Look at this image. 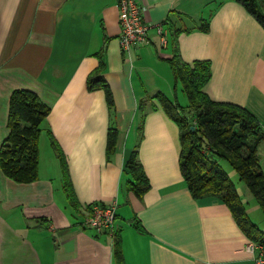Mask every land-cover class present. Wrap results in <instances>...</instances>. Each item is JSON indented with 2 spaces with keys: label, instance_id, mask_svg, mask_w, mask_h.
Instances as JSON below:
<instances>
[{
  "label": "crops",
  "instance_id": "crops-1",
  "mask_svg": "<svg viewBox=\"0 0 264 264\" xmlns=\"http://www.w3.org/2000/svg\"><path fill=\"white\" fill-rule=\"evenodd\" d=\"M117 1L0 0V145L14 89L32 90L50 107L41 122L38 177L19 183L0 169V264H115L113 239L83 223L88 204L114 199L116 218L124 220L116 226L124 264H255L245 248L248 237L226 204L214 195L195 198L186 187L180 130L155 98L140 138L136 126L140 99L162 92L179 101L167 61L175 51L187 62L208 59L205 92L245 107L260 124L264 173V28L237 0H139L150 42L134 43L127 58L119 44ZM203 19L207 31L199 28ZM157 23L167 31L165 45ZM178 26L188 30L174 34ZM100 59L113 114L104 91L86 87ZM110 123L118 134L108 159ZM50 136L66 158L78 209L64 193ZM127 138L129 147L138 143L150 183L141 197L126 188ZM236 187L259 225L252 217L261 221L257 201L242 181Z\"/></svg>",
  "mask_w": 264,
  "mask_h": 264
},
{
  "label": "trees",
  "instance_id": "trees-1",
  "mask_svg": "<svg viewBox=\"0 0 264 264\" xmlns=\"http://www.w3.org/2000/svg\"><path fill=\"white\" fill-rule=\"evenodd\" d=\"M237 1L264 28V0ZM169 26L171 27L170 24ZM208 27L209 21L203 19L199 28L207 31ZM172 30L174 34H178L188 28L178 26ZM167 61L174 82L180 86L188 101L186 104H181L162 92L140 99L137 103L138 137L142 135L146 114L157 108V104L152 102L155 98L180 130L179 165L191 195L195 198L207 195L219 197L230 209L248 239L264 243V231L249 217L235 183L220 164L221 159L226 160L237 172L239 180L247 186L264 214V173L260 168L257 153V144L263 133L258 120L245 107L216 101L205 92L204 86L211 77L210 60L195 59L187 62L175 51ZM104 68L105 63L100 59L94 72L87 76L86 87L89 90L102 89L108 110L113 114L114 97L102 73ZM49 111L50 107L42 102L34 91L17 88L11 92L6 121L7 134L0 145V169L6 177L19 183L31 182L38 177L41 122ZM191 125L194 126L193 129H190ZM117 134V128L110 123L106 134L108 159L116 149ZM50 142L60 161L66 198L74 209H78L79 204L70 181L66 158L52 136ZM123 171L127 176L126 188L137 197H141L150 183L138 158V143L133 146L125 159ZM100 202L104 203V201ZM133 225L143 230L135 217ZM112 243L115 264H124L121 238L117 230Z\"/></svg>",
  "mask_w": 264,
  "mask_h": 264
},
{
  "label": "built area",
  "instance_id": "built-area-1",
  "mask_svg": "<svg viewBox=\"0 0 264 264\" xmlns=\"http://www.w3.org/2000/svg\"><path fill=\"white\" fill-rule=\"evenodd\" d=\"M118 21L120 26L119 44L124 54L129 58L134 43L148 44L149 24L144 21L139 0H118ZM160 43H167L166 30L161 23L155 25ZM117 200L110 202L94 201L87 208L83 223L104 233L113 239L117 230L115 225ZM247 251L254 255L255 264H264V243L248 239L245 244Z\"/></svg>",
  "mask_w": 264,
  "mask_h": 264
},
{
  "label": "rangeland",
  "instance_id": "rangeland-1",
  "mask_svg": "<svg viewBox=\"0 0 264 264\" xmlns=\"http://www.w3.org/2000/svg\"><path fill=\"white\" fill-rule=\"evenodd\" d=\"M178 98H179V101H180L181 104H186L187 101H188L185 93L181 90L180 87L178 88ZM43 135H44L43 137H45V139H46L45 134H43ZM127 141H128L127 147H129V140H128V138L126 140V143H127ZM131 149H132V147L130 146L129 149H128V152L126 153V156L127 157L129 155ZM220 164H221L222 168L224 170H226V172L228 173V175L231 178V180L237 185L239 183L237 172L229 165V163L226 160L221 159L220 160ZM122 200L123 199H120V203H121V204H119L120 206H124V204L122 203ZM258 213H259V215H261V221H259V219H256L254 217V214L252 215V217L254 218V220H258V221H256L259 224L258 226L259 227H262L263 226V223H264V216H263L264 214H262L260 210H259ZM118 222H122L123 223L124 220H122L121 218L117 217L116 218V221H115L116 226H117V223Z\"/></svg>",
  "mask_w": 264,
  "mask_h": 264
},
{
  "label": "water",
  "instance_id": "water-1",
  "mask_svg": "<svg viewBox=\"0 0 264 264\" xmlns=\"http://www.w3.org/2000/svg\"><path fill=\"white\" fill-rule=\"evenodd\" d=\"M193 128H194V126H193V125H191V126H190V129H193Z\"/></svg>",
  "mask_w": 264,
  "mask_h": 264
}]
</instances>
